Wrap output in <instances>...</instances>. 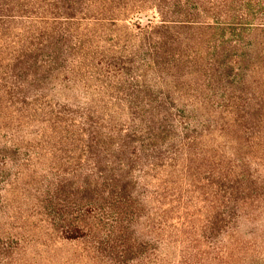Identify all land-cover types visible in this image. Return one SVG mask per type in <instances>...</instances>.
<instances>
[{
    "label": "trees",
    "instance_id": "trees-1",
    "mask_svg": "<svg viewBox=\"0 0 264 264\" xmlns=\"http://www.w3.org/2000/svg\"><path fill=\"white\" fill-rule=\"evenodd\" d=\"M146 6L158 23L138 27L137 50L115 53L127 46L107 28ZM146 69L166 93L153 91ZM171 99L190 103L179 111ZM174 121L179 155L170 160L198 162L207 207L197 225L166 230L163 242L180 246L177 261L149 247L135 264H264V0H0V178L8 166L9 176H27L31 161L55 160L57 149L83 151L106 168L127 164L136 134L159 140ZM107 181L83 183L102 186L95 200H63L61 185L36 197L59 240L83 242L86 264H124L136 249L111 240L99 221L103 209L125 214ZM64 201L91 221L79 227Z\"/></svg>",
    "mask_w": 264,
    "mask_h": 264
},
{
    "label": "rangeland",
    "instance_id": "rangeland-1",
    "mask_svg": "<svg viewBox=\"0 0 264 264\" xmlns=\"http://www.w3.org/2000/svg\"><path fill=\"white\" fill-rule=\"evenodd\" d=\"M149 22L158 23V15L146 6L136 10L126 20L119 21L115 27L107 28L108 36L127 46V49L112 50L115 53L123 52L124 55L137 50L133 48L139 44L138 27H143ZM144 76L156 94L166 93L163 89L164 83L157 75L146 69ZM55 95V99L65 102L63 96L58 93ZM74 101L83 100H70L68 104H74ZM171 102L179 111L190 103L185 99H181V102L171 99ZM180 134L181 129L175 121L167 127V133L163 137L160 136L159 140H148L147 134H136L132 138L133 141L136 140L132 144L136 148L135 155L129 156L127 164L123 162L109 165L110 168H106L108 165L103 163L90 164L86 161L85 152L70 149H57L55 160L48 157L43 163H35L34 160L29 164L25 163L28 164V175L19 179L9 176L15 171L12 166L6 167L9 172L0 178V238L5 240L4 238L10 237L12 242H0V251L3 249L7 252V256L5 253L0 255V264H86L82 255L85 248L83 242L79 240L68 243L59 240L58 234L49 229L43 211L35 207L36 197L40 199L45 187L53 192L57 185H61L59 194L63 200H69L71 195V199H76V203L85 198L95 200L99 197L96 194L100 193L102 186L100 185L99 189L95 186L87 189L82 187L83 183L92 180L99 184L103 178L108 180L105 185L109 195L114 193L111 194L113 205L118 206L120 199L126 202V206L118 209L125 214L115 217L112 211L103 209V216L100 215L99 218V221L104 223L103 226L107 224L109 232L113 231L111 240H116L117 244L135 243V251L122 257L124 264H135L147 256L149 247H154V253L159 260L177 261L180 246L174 242L175 238L169 241L173 244L163 242L169 239L166 230L170 234L174 229L186 227L188 222L197 225L200 212L207 207V201H203V198L209 189L207 182L201 180L200 171L203 169L198 166V162L183 168L180 161L170 160L178 159L179 146L176 139ZM165 137L174 139L169 144L171 146L163 144ZM219 141L224 142L223 139ZM20 153L27 151L20 150ZM123 158L124 156L121 157ZM77 187L79 189L76 190ZM115 193L121 198L118 199ZM60 206L70 213V218L76 220L79 227L84 225L82 219L87 223L91 221L90 217L81 218L83 213L79 206L65 201L60 202ZM107 217L114 222L106 221ZM97 218L93 222L98 221ZM45 232L48 236L44 235Z\"/></svg>",
    "mask_w": 264,
    "mask_h": 264
}]
</instances>
